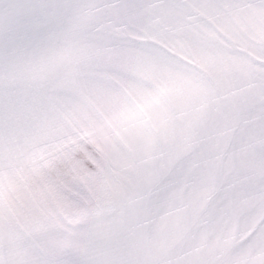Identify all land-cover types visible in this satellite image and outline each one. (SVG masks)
<instances>
[{
    "label": "snow or ice",
    "instance_id": "snow-or-ice-1",
    "mask_svg": "<svg viewBox=\"0 0 264 264\" xmlns=\"http://www.w3.org/2000/svg\"><path fill=\"white\" fill-rule=\"evenodd\" d=\"M0 264H264V0H0Z\"/></svg>",
    "mask_w": 264,
    "mask_h": 264
}]
</instances>
